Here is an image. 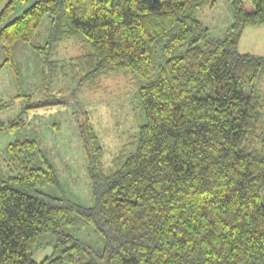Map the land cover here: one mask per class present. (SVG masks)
<instances>
[{
  "label": "trees",
  "instance_id": "obj_1",
  "mask_svg": "<svg viewBox=\"0 0 264 264\" xmlns=\"http://www.w3.org/2000/svg\"><path fill=\"white\" fill-rule=\"evenodd\" d=\"M21 1L0 0L3 66L14 67L15 45L30 43L48 17L46 58L73 38L88 44L51 70L91 89L111 73L137 75L146 122L136 149L124 144L106 167L86 116L90 208L42 191L60 181L46 157L32 165L35 140L10 144L19 174L0 175V264H264V56L239 51L244 30L264 25V0H231L222 39L195 15L217 0H39L13 18ZM76 214L104 238L102 253L64 232ZM47 233L53 252L37 262Z\"/></svg>",
  "mask_w": 264,
  "mask_h": 264
},
{
  "label": "rangeland",
  "instance_id": "obj_2",
  "mask_svg": "<svg viewBox=\"0 0 264 264\" xmlns=\"http://www.w3.org/2000/svg\"><path fill=\"white\" fill-rule=\"evenodd\" d=\"M39 0L18 2L14 17L21 15ZM196 17L209 28L212 37L224 38L234 21L231 0H217L214 9L196 12ZM50 19L45 18L39 33L30 43L15 45L14 67L4 65L0 48V175H18L12 164L8 147L17 140H35L38 144L33 166L42 167V157L54 166L60 185L47 186L42 191L56 198L66 196L73 203L94 206L91 181L80 138V126L88 115L100 136L104 148V162L110 166L124 144L134 151L139 129L145 121L140 105L139 89L146 80L124 71L111 73L101 80L99 89L79 87L69 72H53L51 62H64L87 52L85 39L76 37L55 46L46 58L42 49L49 41ZM241 53L264 55V26L247 27L239 43ZM57 71V70H56ZM264 91V78L261 82ZM63 100L60 106H37L42 101ZM66 234L83 241L96 252L104 250V238L87 226L76 214L74 224L64 228ZM56 238L47 233L40 237L34 259L49 257Z\"/></svg>",
  "mask_w": 264,
  "mask_h": 264
},
{
  "label": "crops",
  "instance_id": "obj_3",
  "mask_svg": "<svg viewBox=\"0 0 264 264\" xmlns=\"http://www.w3.org/2000/svg\"><path fill=\"white\" fill-rule=\"evenodd\" d=\"M264 26V25H263ZM252 54H254V53H252ZM259 55H261V54H259ZM264 56V55H263Z\"/></svg>",
  "mask_w": 264,
  "mask_h": 264
}]
</instances>
